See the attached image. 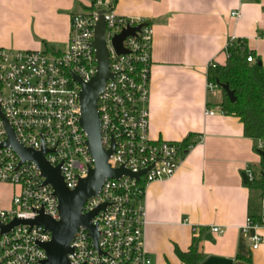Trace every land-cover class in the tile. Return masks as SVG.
Returning <instances> with one entry per match:
<instances>
[{
    "label": "built area",
    "instance_id": "built-area-1",
    "mask_svg": "<svg viewBox=\"0 0 264 264\" xmlns=\"http://www.w3.org/2000/svg\"><path fill=\"white\" fill-rule=\"evenodd\" d=\"M114 6L115 0H94L87 10L73 15L68 44L59 53L0 49V114L22 147L35 152L46 150V163L58 167L65 187L74 190L95 163L79 123V95L82 84L91 82L97 72L94 27L103 12L111 78L96 100L100 144L105 150L113 144L107 160L110 169L146 172L138 179L127 175L106 179L98 194L87 199L82 215L104 207L91 220L98 232L96 246L88 229L79 227L69 245L70 264H154L145 247V191L155 182L170 179L192 148L150 137L147 105L153 28L143 19L117 15ZM138 26L141 28L134 36L123 40L124 52H118L115 37ZM254 61L251 56L247 58L249 63ZM206 89L209 93L220 92L208 81ZM206 114L212 116L214 112ZM7 138L0 117V145ZM263 147L258 141L257 149ZM245 175L249 183L256 179L252 170L245 171ZM44 183L34 163H21L10 147L0 148V184L15 190L10 207L0 209V264H44L47 259L39 245L48 243L51 234L42 226L16 225L2 232V227L15 219L34 220L40 213L59 221L58 200L51 186ZM261 205L264 209V194ZM261 229L264 217L261 223L248 218L242 229L252 250L262 243L258 233ZM211 232L223 231L214 227Z\"/></svg>",
    "mask_w": 264,
    "mask_h": 264
},
{
    "label": "crops",
    "instance_id": "crops-1",
    "mask_svg": "<svg viewBox=\"0 0 264 264\" xmlns=\"http://www.w3.org/2000/svg\"><path fill=\"white\" fill-rule=\"evenodd\" d=\"M92 1L0 0V49L63 51L71 17ZM263 9L264 0H115L117 15L153 28L150 137L195 143L170 179L145 191V247L154 264H184L176 251L194 244L198 264H264V229L257 250L242 232L248 218L264 217L261 193L243 179L247 170L260 176L258 141L244 136L238 118L220 114L221 91L206 89L208 67L225 65L231 40L243 41L264 67ZM14 192L0 184V209L10 207Z\"/></svg>",
    "mask_w": 264,
    "mask_h": 264
},
{
    "label": "water",
    "instance_id": "water-1",
    "mask_svg": "<svg viewBox=\"0 0 264 264\" xmlns=\"http://www.w3.org/2000/svg\"><path fill=\"white\" fill-rule=\"evenodd\" d=\"M101 15L94 27V42L96 58H97V72L88 84H82V89L79 95V102L81 108L80 126L87 135V146L90 155L93 157L95 163L94 168L88 171L86 178L79 181L78 186L74 190H68L60 176L59 168L50 167L44 160L46 150L42 149L40 152H35L30 149L22 147L14 137L12 129L7 124L5 118L0 114L7 131V140L4 141L0 148L10 147L17 156L24 161L34 163L40 170L42 176L45 178V183L50 185L54 191V196L58 200L59 221H52L41 213L34 220H17L12 221L8 226L2 227V232L9 231L13 226L27 224L32 226H42L51 234V240L48 243L40 244L39 246L45 251L47 259L44 264H70L68 261V254L71 252L69 245L77 232L79 227L88 229L90 236L96 246L98 232L96 226L91 224V220L96 216L100 207L89 215H82L81 209L84 203L92 196L98 194L104 180L118 179L123 175L138 179L146 171L132 174L123 167L118 169H110L107 160L113 152V144L111 148L105 150L100 144L99 120L97 115L96 100L98 93L106 80L111 78L108 72V52L104 41L105 23L104 17ZM141 27L127 28L117 35L113 41L114 46L118 52H124L122 49V42L128 36H134ZM227 96L231 103L235 102L234 93L229 90L228 85L218 86ZM262 161L264 162V151L258 152ZM246 185L249 184L246 176H243ZM209 264V263H207Z\"/></svg>",
    "mask_w": 264,
    "mask_h": 264
},
{
    "label": "trees",
    "instance_id": "trees-1",
    "mask_svg": "<svg viewBox=\"0 0 264 264\" xmlns=\"http://www.w3.org/2000/svg\"><path fill=\"white\" fill-rule=\"evenodd\" d=\"M259 37H264V32L260 33ZM226 53L225 65L208 68L207 81L217 86L228 85L229 90L234 93L235 102L231 103L219 88L222 93L220 104L222 114L238 118L246 138L264 143V67L259 59H254L255 61L251 63L247 62V58L249 56L254 58V55L247 50L243 41L229 43ZM181 144L182 147L188 148L195 143L187 139ZM248 188L259 191L261 196L264 194L263 161L259 178L249 183ZM250 219L256 223L262 221V217H250ZM176 255L184 264H198L201 261V254L195 244L187 253L176 251Z\"/></svg>",
    "mask_w": 264,
    "mask_h": 264
},
{
    "label": "rangeland",
    "instance_id": "rangeland-1",
    "mask_svg": "<svg viewBox=\"0 0 264 264\" xmlns=\"http://www.w3.org/2000/svg\"><path fill=\"white\" fill-rule=\"evenodd\" d=\"M217 93H219V92L217 91ZM1 192L3 193L4 196H7L9 191H6V189H3V190L1 189Z\"/></svg>",
    "mask_w": 264,
    "mask_h": 264
}]
</instances>
